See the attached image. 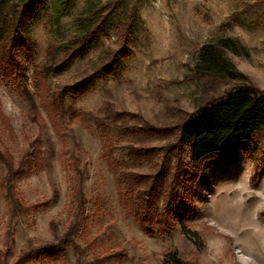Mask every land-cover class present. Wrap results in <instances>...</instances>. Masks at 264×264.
Wrapping results in <instances>:
<instances>
[{"label": "rangeland", "instance_id": "obj_1", "mask_svg": "<svg viewBox=\"0 0 264 264\" xmlns=\"http://www.w3.org/2000/svg\"><path fill=\"white\" fill-rule=\"evenodd\" d=\"M25 1L0 0V7ZM44 2L36 20L23 23L35 48L23 72L26 82L0 76V152L12 157L15 168L24 160L8 186L19 203L39 206L13 212L3 186L8 171L0 161V264H170L167 252L195 264H264V167L244 155L202 166L189 237L177 225L164 234L157 228L143 232L128 215L119 184L123 173H149L156 161L135 159L127 146L175 142L174 136L133 134L131 126L175 127L186 114L242 84L264 92V0ZM128 25L125 44L121 34ZM94 26L100 29L90 48L46 76L48 89L62 95L51 120L35 92L33 68L48 48ZM207 45L222 49L246 80L199 76L195 67ZM23 87L35 99L38 118L30 117ZM117 113L139 118L106 121ZM94 118L105 120L104 126ZM263 135L256 137L259 146ZM184 159L188 163L189 155ZM62 239L67 245L58 252L36 251ZM24 255L33 257L19 263Z\"/></svg>", "mask_w": 264, "mask_h": 264}, {"label": "trees", "instance_id": "obj_2", "mask_svg": "<svg viewBox=\"0 0 264 264\" xmlns=\"http://www.w3.org/2000/svg\"><path fill=\"white\" fill-rule=\"evenodd\" d=\"M44 1L11 2L0 7V76L4 81L26 82L23 72L25 65L32 62L35 48L25 35L23 23L36 20L38 12L45 5ZM99 29V26H94L81 37L48 48L45 60L34 66L32 83L35 92L40 96L41 107L51 120L62 107V95L56 96L48 89L46 76L51 70L69 67L82 51L90 48ZM129 32L128 25L125 34H121L125 44ZM227 43L224 44L225 48L230 47ZM59 52H62L63 56L56 59ZM195 71L201 77L212 79L246 80L225 56L223 50L214 45H207L201 49ZM76 89L78 90V87ZM74 92L75 90H70L69 93ZM22 96L31 108L30 117L38 118V106L27 87L22 88ZM138 118L132 114L117 113L106 121L126 124L127 119L135 121ZM94 121L98 127L104 126L105 120L94 118ZM131 130L136 135L174 136L175 142L162 148L126 147L128 154L135 159H144L151 163L156 158L152 163L151 172L145 174L126 172L120 178L119 184L128 215L143 232L148 233L157 228L158 233L164 234L172 231L177 225L181 227L182 233L189 237L188 218L194 211L195 185L206 162L239 153L252 160L258 168L264 167V143L259 146L256 141L257 135L264 131V92L250 84H242L204 104L194 113L186 114L180 125L157 128L148 123H138L131 126ZM127 133L129 134V131ZM186 154L189 155L188 163L184 159ZM0 161L8 171L3 186L5 185L8 190L7 196L13 212L18 210L27 213L31 208L38 209L39 206H25L19 203L15 193L8 186L11 178L19 173V167H23L24 160L15 168L12 157L0 152ZM77 164L78 161L73 160L71 166L80 174ZM79 181H82L81 174ZM80 187L77 200L81 201L83 193ZM195 236L199 239L198 234ZM66 245L67 242L62 239L58 245L46 246L36 251L58 252ZM28 257L33 256L24 255L18 262L22 263ZM164 258L170 264H195L183 262L176 252L165 253Z\"/></svg>", "mask_w": 264, "mask_h": 264}]
</instances>
